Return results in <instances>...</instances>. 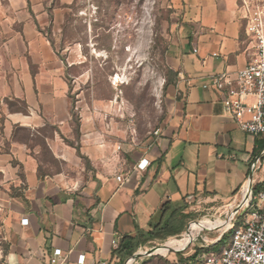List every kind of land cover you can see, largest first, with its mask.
<instances>
[{"label":"crops","instance_id":"1","mask_svg":"<svg viewBox=\"0 0 264 264\" xmlns=\"http://www.w3.org/2000/svg\"><path fill=\"white\" fill-rule=\"evenodd\" d=\"M180 1L185 24L171 45L178 75L165 124L138 147L116 150L101 144L92 124L77 128L76 145L67 140L75 127L68 66L44 31L49 14L36 2L12 0L9 22L19 21L20 29L0 51V264H60L64 257L81 264L82 254V264H129L123 237L150 230L166 202L188 221L196 201L235 212L250 179L251 196L261 190L264 136L242 130L223 96L204 87L245 67L255 50L241 0ZM38 135L60 169L43 171ZM142 159L146 169L138 167ZM225 223L224 230L231 226Z\"/></svg>","mask_w":264,"mask_h":264},{"label":"rangeland","instance_id":"2","mask_svg":"<svg viewBox=\"0 0 264 264\" xmlns=\"http://www.w3.org/2000/svg\"><path fill=\"white\" fill-rule=\"evenodd\" d=\"M27 1L47 10L44 31L68 66L71 122L75 125L73 137L67 138L71 144L76 145V140L79 143L81 133L77 128L82 124L94 125L101 144L114 145L116 150L123 145L138 147L165 124L168 98L175 90L178 75L171 45L185 24L180 0ZM11 3L12 0H0V51L12 29H20L19 21L9 22ZM241 5L246 24L255 20L264 29V0H241ZM34 140L42 144L39 158L45 165L43 171L60 169L61 164L44 144L43 137L38 135ZM78 155L89 165V158L80 147ZM225 210L203 200L196 201L182 233L149 241L140 249L151 250L171 242L169 247L133 264H193L190 256L197 247L220 249L221 245L213 243L223 232L220 222H226L223 219L227 220L232 213ZM5 237L6 214L0 209L3 250ZM176 240L177 244L172 246ZM191 240L194 241L187 245Z\"/></svg>","mask_w":264,"mask_h":264},{"label":"built area","instance_id":"3","mask_svg":"<svg viewBox=\"0 0 264 264\" xmlns=\"http://www.w3.org/2000/svg\"><path fill=\"white\" fill-rule=\"evenodd\" d=\"M246 31L252 37L255 49L248 64L234 73L225 72L212 77L204 87L212 86L223 96L227 113L236 119L242 130L264 135V29L255 20H249ZM154 133L158 135L160 130ZM148 164L146 159H142L138 167L146 169ZM117 179L124 180L122 175ZM22 223L27 224L28 219H23ZM231 230L233 233L226 245L219 251L199 253L193 264H264V184L234 214L231 226L223 232ZM54 256L62 257V250L55 249ZM85 259L82 254L78 262L82 264ZM60 264L69 262L64 257Z\"/></svg>","mask_w":264,"mask_h":264},{"label":"trees","instance_id":"4","mask_svg":"<svg viewBox=\"0 0 264 264\" xmlns=\"http://www.w3.org/2000/svg\"><path fill=\"white\" fill-rule=\"evenodd\" d=\"M10 105L11 102H9ZM158 219L152 224L148 231H138L137 236L125 235L121 241L120 251L125 258L131 257L140 246L145 245L150 240L167 239L168 237L178 235L185 230L188 215L182 212L181 208H172L170 202H166L157 213ZM233 230L225 233L222 238L213 245H221V248L227 244ZM220 248V249H221ZM211 247H197L196 251L190 256V260L195 262L196 257L203 250L207 252L215 250Z\"/></svg>","mask_w":264,"mask_h":264},{"label":"water","instance_id":"5","mask_svg":"<svg viewBox=\"0 0 264 264\" xmlns=\"http://www.w3.org/2000/svg\"><path fill=\"white\" fill-rule=\"evenodd\" d=\"M248 188L249 190L244 194V197L241 201V203H239V205L236 207V209L234 210L235 213L238 212L239 210H241L244 206V204L247 202V200L250 198L251 196V188H252V179H250L249 184H248ZM224 232L221 234V237L223 236ZM220 239V238H219ZM194 240H191L188 244H190L191 242H193ZM164 245V244H163ZM156 246L154 248H152L151 250H146L143 251V249H138L132 256V258L130 259L129 264H133L135 261H137L138 259H143L144 257L147 256H151V255H155L159 253V249L163 246Z\"/></svg>","mask_w":264,"mask_h":264},{"label":"bare ground","instance_id":"6","mask_svg":"<svg viewBox=\"0 0 264 264\" xmlns=\"http://www.w3.org/2000/svg\"><path fill=\"white\" fill-rule=\"evenodd\" d=\"M234 214H235V212H232L231 213V215L228 217V219L226 220V219H223L224 221H226V222H228V223H232V219H233V216H234ZM218 220V222H220L221 220L220 219H217ZM212 223V222H211ZM222 223V225L220 226V229L221 230H224L226 227H227V224L224 222H220V224ZM225 231V230H224ZM200 232V231H199ZM180 242V241H179ZM171 243V242H170ZM170 243H167V244H164L158 251H160V250H166L168 247H169V244ZM175 244H177V240H176V242L174 241L173 243H172V246H174Z\"/></svg>","mask_w":264,"mask_h":264}]
</instances>
